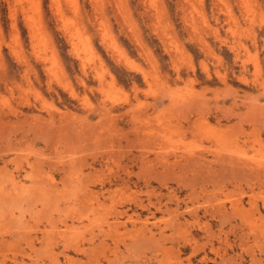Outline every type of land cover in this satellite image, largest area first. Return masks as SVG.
<instances>
[{
	"label": "rangeland",
	"instance_id": "374dc122",
	"mask_svg": "<svg viewBox=\"0 0 264 264\" xmlns=\"http://www.w3.org/2000/svg\"><path fill=\"white\" fill-rule=\"evenodd\" d=\"M263 205L264 0H0V264H264Z\"/></svg>",
	"mask_w": 264,
	"mask_h": 264
},
{
	"label": "bare ground",
	"instance_id": "6f19581e",
	"mask_svg": "<svg viewBox=\"0 0 264 264\" xmlns=\"http://www.w3.org/2000/svg\"><path fill=\"white\" fill-rule=\"evenodd\" d=\"M224 1V0H223ZM220 6V5H219ZM186 8V7H185ZM228 8V7H227ZM59 14V13H58ZM230 14V13H229ZM60 15V14H59ZM64 17V16H63ZM192 22V21H191ZM103 25V24H102ZM102 27V26H101ZM103 29H104V27H103ZM106 29V28H105ZM108 32V31H107ZM107 32H105V33H107ZM74 33V32H73ZM72 33V34H73ZM108 34V33H107ZM38 35V34H37ZM74 35H76V34H74ZM72 36V35H71ZM103 36V35H102ZM108 36V35H107ZM73 37V36H72ZM31 40V39H30ZM76 44V43H75ZM75 46H77V45H75ZM112 47V46H111ZM76 51V50H75ZM78 51V50H77ZM80 57V56H79ZM82 58V57H81ZM118 58V57H117ZM241 200V199H240ZM236 203V202H235ZM264 206V205H263ZM233 207V206H232ZM238 209H239V207H237ZM236 207H235V209L234 208H232V209H234L236 212H237V209ZM264 208V207H263ZM241 209H243L242 207H241ZM244 210V209H243ZM239 212V211H238Z\"/></svg>",
	"mask_w": 264,
	"mask_h": 264
}]
</instances>
